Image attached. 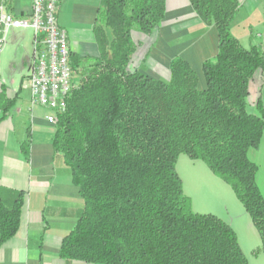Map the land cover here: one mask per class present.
Returning a JSON list of instances; mask_svg holds the SVG:
<instances>
[{
    "label": "trees",
    "instance_id": "1",
    "mask_svg": "<svg viewBox=\"0 0 264 264\" xmlns=\"http://www.w3.org/2000/svg\"><path fill=\"white\" fill-rule=\"evenodd\" d=\"M217 32L216 54L201 65L203 85L180 56L168 78L140 70L134 33L151 36L165 0H99L93 34L99 55L69 53L76 77L56 117L52 145L83 199L60 256L101 264H249L235 230L197 213L176 170L181 154L205 162L232 189L264 253V196L249 150L264 134L251 83L264 69L262 45L243 47L231 32L238 0H189ZM106 29L111 33L109 39ZM143 61V60H142ZM23 194H0V246L20 227Z\"/></svg>",
    "mask_w": 264,
    "mask_h": 264
},
{
    "label": "crops",
    "instance_id": "2",
    "mask_svg": "<svg viewBox=\"0 0 264 264\" xmlns=\"http://www.w3.org/2000/svg\"><path fill=\"white\" fill-rule=\"evenodd\" d=\"M238 1L240 7L230 25L232 34L245 48L261 45L263 40L255 34L262 32L264 36V0ZM98 6L99 0L58 3L56 17L66 31L70 53L79 57L99 55L93 34ZM164 16L151 37L138 33L141 36L134 39L139 43L140 70L167 79L169 61L177 55L189 63L203 85L202 62L217 52L215 27L202 22L189 0H165ZM106 34L110 39L108 29ZM8 37L10 41L17 40L14 29ZM32 60L33 47L22 62L18 83L13 78L7 83L0 73V194L6 199L18 192L23 194L20 227L0 246V264H101L60 256L62 238L73 228L83 209V199L62 157L54 152L55 124L46 120L49 111L30 103L27 73ZM149 62L155 64L153 70ZM180 157L176 170L192 210L215 214L229 223L249 264H264L263 252L253 254L260 244L258 232L244 207L238 206L230 186L200 159ZM195 197L202 199L197 205ZM227 203L230 208L223 206Z\"/></svg>",
    "mask_w": 264,
    "mask_h": 264
},
{
    "label": "built area",
    "instance_id": "3",
    "mask_svg": "<svg viewBox=\"0 0 264 264\" xmlns=\"http://www.w3.org/2000/svg\"><path fill=\"white\" fill-rule=\"evenodd\" d=\"M59 2L0 0V55L11 30L31 29L33 60L27 73L30 103L46 108V120L53 124L57 115L65 111L74 82L67 34L56 17ZM256 36L262 38L261 34Z\"/></svg>",
    "mask_w": 264,
    "mask_h": 264
},
{
    "label": "rangeland",
    "instance_id": "4",
    "mask_svg": "<svg viewBox=\"0 0 264 264\" xmlns=\"http://www.w3.org/2000/svg\"><path fill=\"white\" fill-rule=\"evenodd\" d=\"M262 28V27H261ZM17 40L10 41L9 37L7 39V42L2 50V53L0 55V73L3 78L6 79V82L9 83L10 79L13 78L15 83H18V74L21 69L22 62H25L26 56L30 55L32 45H31V39H32V32L30 28H17L14 29ZM261 34L262 32H258ZM256 35V34H255ZM141 35L138 33H134V39H138ZM151 37V36H150ZM257 38H261L259 36H256ZM153 38V36H152ZM151 38V39H152ZM262 39V38H261ZM264 44V36H263V42ZM150 63V62H149ZM150 69H154L155 64L150 63L149 64ZM76 75L74 73L73 78H75ZM257 96H260L263 104H264V69L262 73L257 72L255 75L254 80L251 83V93L249 98V110L254 111V102ZM249 158L253 160L257 164V174H256V181L260 188V191L262 192L264 196V134L263 138L259 144V146L255 149L249 150ZM181 158H185L187 160H190V158L185 155L181 154ZM201 164H204V161L198 160ZM179 172L182 173V166L181 163H179L178 166ZM178 172V171H177ZM205 189V188H204ZM210 192V190H209ZM211 193V192H210ZM195 205H197L198 200H202L199 197H195ZM238 206L240 208H243L242 204L237 200ZM227 206L230 208L229 204H223V206ZM197 208V207H195ZM230 212L235 216L236 212L232 209ZM200 213H207V212H200ZM242 233V232H241ZM240 233V234H241ZM242 237V234H241ZM247 258V257H246Z\"/></svg>",
    "mask_w": 264,
    "mask_h": 264
}]
</instances>
